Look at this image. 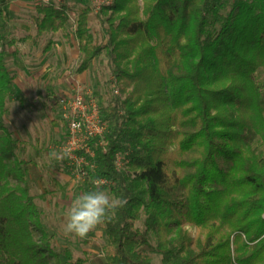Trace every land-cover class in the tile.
<instances>
[{
  "label": "trees",
  "instance_id": "trees-1",
  "mask_svg": "<svg viewBox=\"0 0 264 264\" xmlns=\"http://www.w3.org/2000/svg\"><path fill=\"white\" fill-rule=\"evenodd\" d=\"M9 2L0 0V19ZM37 12L39 36L70 21L65 5ZM92 12H78L76 73L106 54L121 94L100 106L106 151L93 147L96 168L80 180L85 192L106 179L102 188L126 200L105 223L107 264H153L154 255L161 264H264V0H116L96 15L106 18L105 45L90 30ZM14 90L0 54V264H61L22 170L27 151L1 121Z\"/></svg>",
  "mask_w": 264,
  "mask_h": 264
},
{
  "label": "rangeland",
  "instance_id": "rangeland-1",
  "mask_svg": "<svg viewBox=\"0 0 264 264\" xmlns=\"http://www.w3.org/2000/svg\"><path fill=\"white\" fill-rule=\"evenodd\" d=\"M52 1V4L65 5L70 16L66 29L58 34L38 35L34 18L38 16L37 8L43 6V0H10L4 7L5 18L0 19V33L5 40L0 42V54L14 77L15 90L12 98L6 101V113L1 121L27 151L20 156L25 160L22 170L31 196L36 197L39 221L46 229L53 249L60 254L61 264H74L79 260L84 264H107L105 224L85 240L63 235L65 215L72 201L83 193V187L70 170L67 157L50 162L48 154L52 151L63 153L62 146L68 133L57 107L59 98L71 95L78 84L87 87L101 107H106L110 100L121 94L116 93L118 82L111 73V58L106 54L95 60L86 74L76 73L81 58L74 40L76 21L79 9L90 6V2ZM139 3L142 4V0ZM96 15L91 16L90 30L96 42L105 45L108 39L106 18L101 21ZM28 36L34 40L25 43L23 39ZM12 41L17 43L11 44ZM56 41L60 42L58 49L52 47ZM48 43L51 46L46 50ZM261 78L264 80V71H261ZM4 139L1 132L0 143ZM6 163L11 168L15 166L13 159ZM8 180L16 194L23 196L24 183L15 174L8 176ZM138 227L142 228L143 223L140 222ZM33 235L40 243L43 233L36 226ZM49 260L50 264L56 263L54 258ZM153 264H161L158 255L153 256Z\"/></svg>",
  "mask_w": 264,
  "mask_h": 264
},
{
  "label": "built area",
  "instance_id": "built-area-1",
  "mask_svg": "<svg viewBox=\"0 0 264 264\" xmlns=\"http://www.w3.org/2000/svg\"><path fill=\"white\" fill-rule=\"evenodd\" d=\"M92 9L99 12L103 7H109L116 0H88ZM44 4H51L52 0H43ZM80 84L75 86L71 95L59 98L57 107L60 109L61 118L67 125V136L62 146L63 152H68L70 170L78 180H84L87 174L86 168L93 170L95 164L90 159L95 158L94 148L106 151L104 136L107 125L101 117V107L98 100ZM116 93H119L116 91ZM94 147V148H93ZM124 157L116 153L115 166L118 170L124 168ZM102 186H109L106 179Z\"/></svg>",
  "mask_w": 264,
  "mask_h": 264
},
{
  "label": "clouds",
  "instance_id": "clouds-1",
  "mask_svg": "<svg viewBox=\"0 0 264 264\" xmlns=\"http://www.w3.org/2000/svg\"><path fill=\"white\" fill-rule=\"evenodd\" d=\"M69 155L68 152L52 151L48 154V160L60 161ZM90 183L93 186L91 190L78 195L65 215L62 232L69 238L87 239L90 233L110 221L126 203L123 198L104 190L101 187L102 180L91 179Z\"/></svg>",
  "mask_w": 264,
  "mask_h": 264
},
{
  "label": "crops",
  "instance_id": "crops-1",
  "mask_svg": "<svg viewBox=\"0 0 264 264\" xmlns=\"http://www.w3.org/2000/svg\"><path fill=\"white\" fill-rule=\"evenodd\" d=\"M53 2V1H52ZM52 4V3H51ZM51 4H49V5H51ZM90 4V3H89ZM42 5H47V4H44V3H42ZM83 8H90V9H92V7H91V5L90 6H88V7H83ZM83 8H81V9H83ZM80 10V9H79ZM92 11H93V9H92ZM94 14H98V12H96V11H93L92 12V14H91V16H93ZM38 17V16H37ZM78 17V16H77ZM36 18V17H35ZM34 18V19H35ZM61 32H63V31H61ZM52 34H58V33H60V32H58V33H53V32H51ZM74 40H76V46L78 47V42H77V39H76V36H75V33H74ZM74 40L72 39L71 40V42H72V44H75V42H74ZM59 46H60V42L58 41H56V42H54L53 44H52V47L53 48H56V49H58L59 48ZM71 46V45H70ZM80 61H81V58H80ZM87 73V72H86ZM86 73H84V74H86ZM84 74H81V75H84ZM80 75V74H79Z\"/></svg>",
  "mask_w": 264,
  "mask_h": 264
}]
</instances>
